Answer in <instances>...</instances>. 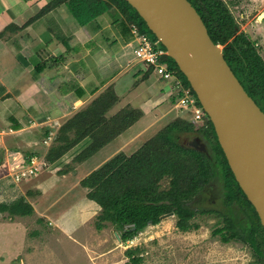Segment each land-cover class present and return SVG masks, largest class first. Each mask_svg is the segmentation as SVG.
<instances>
[{"label":"rangeland","instance_id":"1","mask_svg":"<svg viewBox=\"0 0 264 264\" xmlns=\"http://www.w3.org/2000/svg\"><path fill=\"white\" fill-rule=\"evenodd\" d=\"M247 4L246 9L250 12L253 1L248 0ZM27 5L28 7L22 13L21 8H17V6L14 8V12H17L16 15H18H15L16 21L21 26L22 21L34 14L33 10L35 7L31 4ZM259 9L262 10L263 6H260ZM258 13L259 11H254L250 19L253 20ZM55 16L58 19V28L63 34L70 36L72 39L73 35L77 36L79 29L78 35L79 33H81L80 35L87 34L81 32L85 31V28L78 25V22L65 5L57 9ZM98 20L105 28L97 32L96 43L93 42V44L101 48L98 52H93L92 60L94 58L96 60L85 59V61L93 62L92 67L89 63L88 67H91V71L98 74L100 84L105 80L112 79L110 86L104 87L97 94L112 87L110 91H116L117 95L119 93L120 97H123L124 101L120 104L122 108L124 104V107H133V104H135L139 106L138 109L142 115L117 137V139L119 138L118 140L112 141L103 151L97 152V155H92L94 157L91 159L89 166L100 162L121 142L124 144L122 148L126 153H133L150 140L152 136L164 129L167 124L178 119L187 120L195 126H193L195 130L179 134V141L183 145L191 147L189 141L196 136L197 132L201 133L199 132L200 128L206 124L209 117L205 114L202 121L196 122L191 115L185 113L177 106L178 103L176 101L173 103L171 96H169L172 95V88H169V95L161 93L160 86L164 83L156 79L158 77L156 74L153 72V74L149 72H144L143 74V72L140 73L143 70L137 71V67L143 63H137L134 59L135 45L132 42V38L126 43L118 35L116 26L114 24L108 25L114 20L112 16H109V13L99 17ZM258 20V23L253 21V28L262 30L264 21ZM20 29V35L24 37V40H26L27 32L35 36L42 35L45 38L46 44L41 45L42 42L38 43L40 50L52 51L58 40L44 26L42 20H36L32 24H23V28ZM11 30L10 26H6L3 34V38L9 43L13 32ZM38 32H40V35ZM80 35L79 38L84 39ZM259 38H263V40L261 39L262 41H257L260 43V53L264 56V37L261 36ZM76 39L78 38L71 40L72 45H80ZM67 58L69 61L71 55ZM164 63L168 64L166 61ZM119 70L122 71L120 72ZM62 88L64 89V87ZM54 96L59 100L61 94L56 92ZM106 118L108 119V117ZM87 143L88 140L83 141L76 152L86 148ZM209 147L211 149V146ZM209 152L211 153V151ZM7 153L9 154V152ZM14 156L20 160L31 158L25 157L23 153H17L9 156L11 161ZM82 156L81 154L78 158H72V155L64 156L61 162L62 168L59 172L60 174H58L59 179L62 178V173L72 176L74 171H80L76 167L75 162ZM6 158L4 157L0 161L6 160ZM18 162L16 160V163ZM16 163L8 166L10 171L15 170ZM77 163L80 164V162ZM82 168L84 167L82 166ZM51 170L53 168H49V171ZM12 177L8 176L0 181V203H10L23 196L29 203H32L34 209L37 205L40 212H45L54 219L63 217L61 218L63 220L66 218V225L70 227L80 224L82 220L80 215L83 214V211L90 218L85 219L82 225L80 224L81 227L79 229L75 231L69 230L64 233L56 230L55 223L46 217L48 216L47 214L43 217L36 210L29 216L11 217L7 212L0 213V264H135L126 254L129 248L134 250L135 256L142 258L138 264H255L259 259L249 244L236 240L223 242L221 234L215 233L217 228H221L224 225L222 216L216 212L207 214L197 211L196 205L200 207L211 206V197L215 193H197L201 194L199 201H192L193 198L187 200L188 206L195 211V216L191 222L197 225L196 227H192L187 231L181 230L177 226L179 216L173 213L162 217L158 224L148 225L132 240L122 242V239H119L120 233L113 224L107 223L102 230L95 228L94 223L101 212V208L96 202L89 200L87 196L84 197L81 193H63L66 189L65 184L57 183L58 180L53 182L57 183V186L49 193H43V196L40 195L41 193H25L31 190L28 187L30 184L24 188L21 186L22 182H15ZM169 184L170 180L168 178L161 181L162 188H168ZM222 187H224L223 179L218 176L212 178L211 183H208L204 189L208 192H213L220 190ZM31 191L34 192L33 190ZM227 194L225 193V196ZM41 197L43 198L40 200ZM86 200L92 201L99 208H95L93 204L87 205L83 203L84 201L87 202ZM76 208L80 209V215L78 213L76 215ZM242 216L244 215L242 214ZM73 233L75 234L71 235Z\"/></svg>","mask_w":264,"mask_h":264},{"label":"trees","instance_id":"2","mask_svg":"<svg viewBox=\"0 0 264 264\" xmlns=\"http://www.w3.org/2000/svg\"><path fill=\"white\" fill-rule=\"evenodd\" d=\"M189 1L199 11L209 29L210 37L216 44H225L234 35V19L227 13L220 0ZM62 5L68 8L78 25L85 30L101 29L102 24L98 18L109 13V16L114 18L113 23L127 37V41L132 38L130 33L132 23H137L141 31L151 33L149 37L152 41H158L136 9L126 0H50L41 12L51 13ZM9 26L11 28L12 25ZM48 28L55 38L68 49L71 48V37L63 34L55 21H50ZM4 32L0 35L3 36ZM157 46L166 50L159 41ZM253 49L246 38L239 36L229 43L223 52L245 90L264 111V61ZM162 61L168 63V68L175 71L196 96L175 60L165 55ZM44 66L43 63H39L36 70L41 72ZM141 66L143 71L140 73L154 72L152 66L146 64ZM110 89L112 87L101 93L87 109L78 112L62 125V131L75 129V136L69 146L60 147V155L71 146L88 139L89 143L84 152L92 156L102 146L122 134L142 115L139 109L127 106L107 119L104 114L119 100L116 92ZM174 100L175 97L172 101ZM193 126L183 119L172 121L133 153L118 152L82 180V186L88 189L87 197L101 207V212L94 223L97 230H102L107 223H111L119 231L122 242H128L148 225L158 224L163 215L174 211L179 216L177 226L187 231L197 225L191 222L195 211L186 202L200 193L212 178L220 176L228 186L233 183L242 191L218 142L210 119L200 128V132L211 141L210 151L213 154L187 147L179 141V134L195 130ZM54 151L55 149H51L48 152L49 158H55ZM165 178L170 180L168 188L161 186V181ZM242 194V204L238 202L240 206L242 205L239 211L231 205L237 198L235 194L227 195L229 212L216 211L223 217L224 225L217 228L215 233L221 234L223 242L236 240L249 244L259 258L255 264H264V227L254 206L245 193ZM34 211L33 205L23 196L10 203H0V213L7 212L11 217L29 216ZM203 212L205 211L199 213ZM126 254L135 264L142 260L140 256L134 255L132 248L127 249Z\"/></svg>","mask_w":264,"mask_h":264},{"label":"crops","instance_id":"3","mask_svg":"<svg viewBox=\"0 0 264 264\" xmlns=\"http://www.w3.org/2000/svg\"><path fill=\"white\" fill-rule=\"evenodd\" d=\"M48 2H50V0H0V33L9 25H12L11 31H13L10 36V43L0 35V159L4 157L9 158L10 155H16L17 153H23L24 156L28 158L42 156L48 162L49 166L44 172L38 173L27 182L25 181L21 184L24 188L26 185L30 184L28 187L34 191L28 190V192L25 193H41L40 195L43 196V193H49V191L54 189L57 183H64L66 189L63 193H81V195L83 194L85 197L87 196L88 189L82 186V180L103 162L118 152L124 151L122 148L124 144L121 142L111 150L106 157L102 158L100 162L93 166H89L94 156L92 157L88 155V152H84L85 148L76 152V150L80 148L81 143L88 140L85 139L71 146L66 152L62 150V152H64L63 154H59L60 147L69 146L71 144V139L75 136V129L62 131V125L78 112L87 109L93 101L97 100L103 92L101 91L100 94H97L98 91L104 87L110 86L112 78L100 84L97 76L98 74L91 71L93 63L91 61L96 60V58L92 60L93 52H98L101 48L96 47L93 42L96 43L95 39L97 32L104 29L105 26L102 25V28L96 31H81L87 33L82 35L79 33L80 37H84V39L79 38V29L77 36L73 35V39L77 37L78 39L76 40L80 45H72L70 42V49H68L64 43L60 42V40H57L52 51L40 50L38 43L42 42L41 45L45 42L47 43L45 38L40 35V32H38L40 36H35L27 32L26 40H24V37L20 35V28H23V24H32L36 20H42L44 26L49 30L48 24L50 21L53 20L57 23L58 19L55 16V12H57V9L60 7L54 9L51 13L43 14L41 12L42 8ZM27 4H31L35 7L33 10L34 14L22 21L21 26L16 21L17 18H15V15L17 12H14V8L16 6L17 8H21L22 13L25 8L28 7ZM110 24L114 23L112 22L108 25L110 26ZM116 29H118V35L128 43L127 37L124 36L123 32H121L118 27H116ZM15 31L17 32L15 33ZM73 39L71 38V40ZM69 55H71V59L68 61L67 57ZM37 59L39 60L36 61ZM85 59L91 61H85ZM39 63L45 65L41 72L36 71ZM88 63L91 67H88ZM26 65H29V67ZM142 69L143 67H141L140 64V66L137 67V71ZM119 71L121 72L122 70ZM157 76L156 79L165 84V87L164 84L160 86L162 90L161 93L169 95L168 92L170 91L169 88H172V83L162 79L159 75ZM62 87H64V89ZM56 92L61 94L59 100L54 96ZM117 96L119 98L118 102L107 110L104 114L106 117L114 116L121 110L122 106H120V104L124 100L122 96L120 97L119 93ZM169 96H171L170 98L172 100L173 97H175L174 95ZM174 101L177 102V99ZM133 105V108L138 109L139 106ZM184 112L186 113L187 111L184 110ZM49 135H53V137L52 140L46 144ZM117 137L118 136L112 139L108 144L102 146L97 152L103 151L112 141L118 140L119 138L117 139ZM51 149H55L54 159L48 157V152ZM7 152H9V154ZM97 152L93 155H97ZM80 154L81 156L83 155L77 160L80 164L75 162L76 167H78L80 171H74L72 176L62 173V178L59 179L58 174H60L59 172L62 168V158L66 155H72V158H78ZM82 166L84 168H82ZM49 168H53V170L49 171ZM54 180H58V182L53 183ZM42 198L43 197H41L40 200ZM83 203L87 205H96L92 201H84ZM99 207L95 206V208ZM34 210L43 217L47 214L45 212H40L37 205ZM79 211L80 209L76 208V215L77 213L80 215ZM62 213H64V211H62ZM46 217L55 223L57 231L59 230L64 233H67L69 230L75 231L79 229L82 222L90 218V216L83 211V214L80 215L82 219L80 221L81 225L77 224L76 226L70 227L66 225V218L62 220L61 218L63 217L56 219L52 218L50 215Z\"/></svg>","mask_w":264,"mask_h":264},{"label":"water","instance_id":"4","mask_svg":"<svg viewBox=\"0 0 264 264\" xmlns=\"http://www.w3.org/2000/svg\"><path fill=\"white\" fill-rule=\"evenodd\" d=\"M126 1L186 76L264 227V111L245 90L189 0Z\"/></svg>","mask_w":264,"mask_h":264},{"label":"built area","instance_id":"5","mask_svg":"<svg viewBox=\"0 0 264 264\" xmlns=\"http://www.w3.org/2000/svg\"><path fill=\"white\" fill-rule=\"evenodd\" d=\"M130 33L132 35V42L134 46V59L137 63L146 64V66L153 67V73L159 75L162 79L172 83V95L177 99L179 108L191 115L192 119L196 122L203 120L206 114L198 98L191 92L183 80L178 76L175 71L168 68L162 58L167 54V51L159 48L157 42L152 41L149 35L141 31L137 23L130 25ZM207 115V114H206ZM207 118V116H205ZM53 135H49L46 144L52 140ZM16 160L19 161L16 163ZM12 162V163H11ZM16 163L14 171H10L11 164ZM49 164L44 157L34 156L30 159L20 160L16 156L12 161L9 158L0 161V181L8 176H13L15 182H22L31 179L38 173L44 172ZM7 180V179H5ZM10 180V178H9Z\"/></svg>","mask_w":264,"mask_h":264},{"label":"flooded vegetation","instance_id":"6","mask_svg":"<svg viewBox=\"0 0 264 264\" xmlns=\"http://www.w3.org/2000/svg\"><path fill=\"white\" fill-rule=\"evenodd\" d=\"M220 1L222 2L224 8L227 9V13H230V15L232 16V18L234 19V22H235V33H234V35L225 44H219V45H221L222 50H224V48L229 43H231L234 39L236 40L237 37L241 36L243 39L246 38L247 41H249L252 44V46L254 48L253 50H255V52L257 54H259L264 61V56L260 53V50H259L260 43H259V41H257V40H261V39L263 40V38H259V37H261V36L264 37V26H262V30H261V29L253 28L254 26L252 24L253 21H255V23H258L259 22L258 19H260L261 21H264V0H251V1H253V6H252V10L250 12H248L246 9V6L248 5L247 4L248 0H220ZM260 6H263L262 10L259 9ZM233 9H234L235 13H234ZM256 10L259 11V13L257 14V16L253 20H251L250 16ZM198 13H199V11H198ZM260 14H262V15L260 16ZM205 25H206V23H205ZM206 27H207V25H206ZM207 29H208V27H207ZM189 144L191 147H194V148L198 147L196 149L204 151L207 154L210 153L209 152L210 151L209 146L212 145L211 141L202 132L201 133L197 132L196 136L193 137L189 141ZM223 182H224V187H222L220 190L215 189L216 191L208 192L207 190L203 189L200 192V193H215V194H213V196L211 197L212 198L211 206H208V207L201 206L200 207L199 205H196L195 207H196L197 211H205V213H207V214L215 213L216 211H220L222 213L229 212V210H228L229 206L226 203V199L228 197L227 195L229 193H230V195H231V193H234L235 196L237 197L232 201V204H231L232 207H235L237 209V211L240 210V208L242 207V205L240 206V204H242V200H243V194L242 193H244V191L238 190L237 186L231 182H230L231 186H228L227 182L224 179H223ZM210 183H211V181L209 182V184ZM225 193H228V194L225 196ZM200 195L201 194H196L193 197L192 201H199ZM187 205H188V203H187ZM172 212L175 213L174 211H172Z\"/></svg>","mask_w":264,"mask_h":264}]
</instances>
